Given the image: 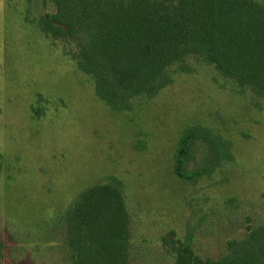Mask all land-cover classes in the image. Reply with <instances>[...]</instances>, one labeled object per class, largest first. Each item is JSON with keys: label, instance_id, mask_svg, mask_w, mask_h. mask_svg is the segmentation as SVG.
I'll use <instances>...</instances> for the list:
<instances>
[{"label": "rangeland", "instance_id": "374dc122", "mask_svg": "<svg viewBox=\"0 0 264 264\" xmlns=\"http://www.w3.org/2000/svg\"><path fill=\"white\" fill-rule=\"evenodd\" d=\"M49 9L0 0V264H60L51 222L83 188L113 178L128 200L133 264H172L163 238L174 232L215 261L264 224V98L190 56L154 98L114 111L40 27ZM196 124L229 141L233 157L193 184L174 173V156Z\"/></svg>", "mask_w": 264, "mask_h": 264}, {"label": "trees", "instance_id": "16d2710c", "mask_svg": "<svg viewBox=\"0 0 264 264\" xmlns=\"http://www.w3.org/2000/svg\"><path fill=\"white\" fill-rule=\"evenodd\" d=\"M40 27L63 41L95 93L114 111L150 100L190 56L264 98V0H43ZM229 141L203 125L178 140L174 173L196 184L232 160ZM4 162L0 155V177ZM60 264H133L132 218L121 180L89 185L50 224ZM163 238L172 264H264V224L228 242L215 261L176 237ZM7 253L0 239V261Z\"/></svg>", "mask_w": 264, "mask_h": 264}]
</instances>
